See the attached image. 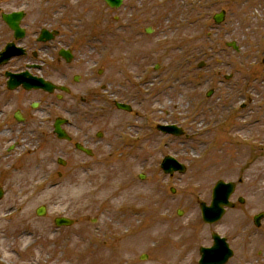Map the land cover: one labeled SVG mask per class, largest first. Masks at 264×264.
<instances>
[{"label": "rangeland", "instance_id": "rangeland-1", "mask_svg": "<svg viewBox=\"0 0 264 264\" xmlns=\"http://www.w3.org/2000/svg\"><path fill=\"white\" fill-rule=\"evenodd\" d=\"M44 1L24 3L32 17L40 12L44 19L58 5L67 17L78 11L86 18L82 27L100 17L97 7L89 12L95 0H79L75 7L65 0L48 7ZM188 1L206 6L210 15L226 9V23L213 30L207 21L177 24L182 21L176 20V8H161L158 0L152 6L140 2L136 20L116 23L118 14L104 7L105 106L100 113L95 105L91 114L97 118L84 130L98 142L91 147L93 157L58 142L49 130L40 140L18 133L21 125L13 112L36 118L38 125L41 118L33 115L42 109L32 111L29 103H49L61 114L70 98L60 104L41 93L8 92L0 84V113L6 111L0 132L14 130L0 136V188L5 191L0 264H176V259L198 264L200 248L213 244V232L234 250L229 264H264V219L260 228L253 223L264 213V0ZM180 7L186 10L184 2ZM194 13L189 11L193 19ZM147 28L154 31L151 36ZM208 33L214 34L211 42H206ZM231 41L241 47L240 54L225 47ZM201 63L206 64L202 69ZM226 76L233 79L227 82ZM210 90L215 94L207 99ZM115 100L126 101L133 115L117 111ZM159 125H177L187 137L164 135ZM26 137L36 138V150L24 151L28 143L23 140L32 142ZM167 156L184 163L187 173L164 174L160 164ZM59 157L66 168L57 165ZM218 181L239 183L235 209L209 226L200 204H210ZM40 206L47 208L44 218L36 215ZM59 216L75 224L57 231Z\"/></svg>", "mask_w": 264, "mask_h": 264}, {"label": "flooded vegetation", "instance_id": "flooded-vegetation-1", "mask_svg": "<svg viewBox=\"0 0 264 264\" xmlns=\"http://www.w3.org/2000/svg\"><path fill=\"white\" fill-rule=\"evenodd\" d=\"M0 3V45L6 46L14 42L17 46L22 47L26 51L25 57L16 58L9 62L7 70L4 71V75H6L7 72L15 74L30 72L45 80H56L58 68L62 64H66V61L60 58L58 51L60 48H69L71 50L73 63L69 64L67 69L72 71L73 74H63L62 79L68 80V82L71 79L73 83L79 85L91 76L90 83L96 86L99 85L100 81L98 80V75L103 73V67H101V65L103 66V13H101L97 20L93 18V25L90 27L73 26L72 17H68V20L62 22L60 27H52L47 24L50 23L47 22V20L54 18L52 14L57 13V11L49 13L48 19L43 18L42 20L46 22L43 25H39L40 23L30 16L24 19L25 24H23V27L25 29V38L21 42H15L13 33L6 25L2 14L19 12L21 7V5H19L20 1L4 0V3ZM126 3H128V5L123 8L124 14L126 15L124 20L129 22L134 19V0H124V4ZM101 5L100 1L88 4V8H90L89 12H93V9ZM62 8L67 9V5H63ZM85 20L86 18L83 16L80 17L78 21L84 22ZM96 22L97 27H95ZM43 27H47L46 29L49 30L45 40L54 37L55 39L53 41L47 43L40 42V34L42 33V29H44ZM80 29H83L82 33L78 32ZM66 31L68 32L67 34ZM60 37H62L63 40H59ZM76 40H78V43H82L78 48H75L77 45L76 43L72 46L69 44ZM95 56H99L100 59L95 58ZM92 69L96 70L92 71ZM96 73L98 75H96ZM103 102L104 97L95 92L88 100H84V105L89 109H94V105L100 104L101 106ZM74 114L75 112L71 113L72 116Z\"/></svg>", "mask_w": 264, "mask_h": 264}, {"label": "water", "instance_id": "water-1", "mask_svg": "<svg viewBox=\"0 0 264 264\" xmlns=\"http://www.w3.org/2000/svg\"><path fill=\"white\" fill-rule=\"evenodd\" d=\"M108 1H112V0H108ZM12 20L10 25L15 29L18 30V23L21 21L22 19V15H14L12 16ZM222 17L217 18V21L220 22L222 21ZM22 81V79H20L18 82H16V86H18L20 84V82ZM40 87L44 88L45 90L49 91V92H53L54 88L52 86H49L48 84H44V83H40L39 84ZM15 87V86H14ZM13 87V88H14ZM12 88V89H13ZM124 108V107H123ZM127 109V108H125ZM57 130V134L60 138H65V134L63 133V131L60 129V127L56 126ZM165 132H169V133H174L176 135H180L181 132L177 131L175 128H165L164 129ZM164 171L166 173H170L173 174L174 171H180V172H184V168L183 166L179 165L175 160H173L172 158H167L165 159L163 165H162ZM234 185L233 184H229V185H225L223 183H219L215 189L214 192V201L212 204L211 208H207L206 206L203 205V215H204V219L206 220V222L208 223H213V222H217L219 221L222 216L225 213L224 210V206H231L229 204V198L231 196V194L234 192ZM44 213V211L42 212V214ZM264 215H260L255 219V223L257 226L260 225V220L263 218ZM57 223L60 224H71V222L66 221V220H62V221H57ZM216 239V245L215 248L211 249V250H202L201 252L203 253V259L201 261L200 264H224L231 256H232V252L229 250L226 242H224L223 240H220L219 238L215 237Z\"/></svg>", "mask_w": 264, "mask_h": 264}, {"label": "bare ground", "instance_id": "bare-ground-1", "mask_svg": "<svg viewBox=\"0 0 264 264\" xmlns=\"http://www.w3.org/2000/svg\"><path fill=\"white\" fill-rule=\"evenodd\" d=\"M0 135L3 136V137H8V136H9V133H8V132H2ZM25 151H26V150H25ZM163 256H164V258H165V257L167 256V254H166L165 252H163ZM168 256L171 257L170 254H169ZM175 262H177L176 264H178V263H179V259H176Z\"/></svg>", "mask_w": 264, "mask_h": 264}]
</instances>
